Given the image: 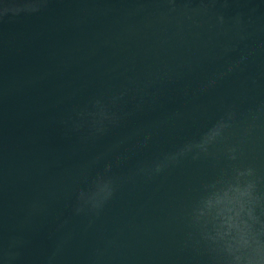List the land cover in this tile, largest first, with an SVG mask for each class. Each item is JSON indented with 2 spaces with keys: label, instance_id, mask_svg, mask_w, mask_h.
<instances>
[{
  "label": "water",
  "instance_id": "95a60500",
  "mask_svg": "<svg viewBox=\"0 0 264 264\" xmlns=\"http://www.w3.org/2000/svg\"><path fill=\"white\" fill-rule=\"evenodd\" d=\"M0 264H264V0H0Z\"/></svg>",
  "mask_w": 264,
  "mask_h": 264
}]
</instances>
